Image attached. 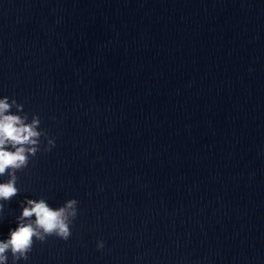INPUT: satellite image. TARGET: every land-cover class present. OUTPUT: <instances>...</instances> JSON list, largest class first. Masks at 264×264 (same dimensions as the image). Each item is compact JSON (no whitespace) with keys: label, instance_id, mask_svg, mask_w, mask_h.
Listing matches in <instances>:
<instances>
[{"label":"clouds","instance_id":"1","mask_svg":"<svg viewBox=\"0 0 264 264\" xmlns=\"http://www.w3.org/2000/svg\"><path fill=\"white\" fill-rule=\"evenodd\" d=\"M13 106L22 112L23 105L16 100L9 103L7 96L0 99V176H9L6 182L0 183V201H10L18 194L16 172L28 166L29 158L40 150V138L44 135L38 130L41 123L38 116L28 122L27 114L11 113ZM47 144L45 151H50L55 141L48 139ZM77 205L76 199H70L54 209L44 199L26 198L21 205V214L16 218L17 226L9 231L7 239L0 240V264H8V253H11L13 264L20 259L27 260L35 240L44 242L52 235L68 240L70 225L78 214ZM3 206L0 203V210ZM103 246L102 241L98 242V248Z\"/></svg>","mask_w":264,"mask_h":264}]
</instances>
